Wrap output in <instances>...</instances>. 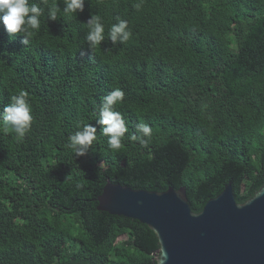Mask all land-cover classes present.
<instances>
[{
    "label": "trees",
    "instance_id": "trees-1",
    "mask_svg": "<svg viewBox=\"0 0 264 264\" xmlns=\"http://www.w3.org/2000/svg\"><path fill=\"white\" fill-rule=\"evenodd\" d=\"M31 2L44 13L28 46L0 23V112L24 90L33 115L21 139L0 121V264H156L146 225L98 210L108 183L184 187L195 213L229 183L241 204L260 190L264 0H85L82 13L56 21L48 8L65 0ZM93 14L105 41L91 50ZM117 18L132 36L113 46ZM115 88L128 127L118 150L97 123ZM138 123L152 129L146 144L130 139ZM83 124L97 138L76 158L68 137Z\"/></svg>",
    "mask_w": 264,
    "mask_h": 264
},
{
    "label": "water",
    "instance_id": "water-1",
    "mask_svg": "<svg viewBox=\"0 0 264 264\" xmlns=\"http://www.w3.org/2000/svg\"><path fill=\"white\" fill-rule=\"evenodd\" d=\"M97 203L99 211L136 220L155 234L156 264H264V185L241 204L229 183L199 213L184 187L158 193L108 183Z\"/></svg>",
    "mask_w": 264,
    "mask_h": 264
},
{
    "label": "clouds",
    "instance_id": "clouds-1",
    "mask_svg": "<svg viewBox=\"0 0 264 264\" xmlns=\"http://www.w3.org/2000/svg\"><path fill=\"white\" fill-rule=\"evenodd\" d=\"M85 0H65L64 7L52 5L48 8V20L56 21L57 13L62 11L66 16L69 14H78L84 11ZM140 7L139 4L136 5ZM44 9L40 4L30 0H0V23L3 24L10 38L17 34L23 37L21 43L29 45L30 38L34 31L39 30L41 26V16ZM118 23L113 24L108 31V39L113 46L117 42H127L132 32L128 27V21L117 18ZM86 25L89 30L86 34V41L89 49H95L105 41V27L100 17L92 15ZM125 93L121 88H115L108 95L102 98L99 106V119L97 123L102 126L101 133L108 137V147L112 150H118L122 146V140L125 133L128 132L123 115L115 110V105L124 100ZM0 121L3 122L5 131L15 133L17 139H21L31 130L33 123L32 109L28 100V93L21 90L19 94L10 98V103L0 112ZM74 134L68 137L67 147L71 148L76 158L85 156L90 149L93 141L97 138V128L91 124L77 126ZM151 127L145 123L136 125V133L130 136L132 140H140L141 144H146L151 135ZM139 134V135H137Z\"/></svg>",
    "mask_w": 264,
    "mask_h": 264
}]
</instances>
